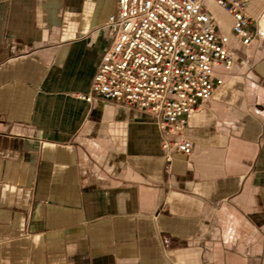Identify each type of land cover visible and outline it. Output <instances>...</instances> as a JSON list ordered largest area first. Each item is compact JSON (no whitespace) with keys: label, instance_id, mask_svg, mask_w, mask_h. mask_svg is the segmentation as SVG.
<instances>
[{"label":"crops","instance_id":"obj_1","mask_svg":"<svg viewBox=\"0 0 264 264\" xmlns=\"http://www.w3.org/2000/svg\"><path fill=\"white\" fill-rule=\"evenodd\" d=\"M116 12L0 0V264H264V40L231 36L234 68L183 132L193 154L168 161L146 112L78 98Z\"/></svg>","mask_w":264,"mask_h":264},{"label":"built area","instance_id":"obj_2","mask_svg":"<svg viewBox=\"0 0 264 264\" xmlns=\"http://www.w3.org/2000/svg\"><path fill=\"white\" fill-rule=\"evenodd\" d=\"M208 3L232 18L230 35L221 30ZM105 28L113 43L90 92L78 98L146 112L163 134L168 161L175 152L193 154L194 145L183 132L232 72L231 36L249 46L261 35L258 19L249 15L243 0H117V12Z\"/></svg>","mask_w":264,"mask_h":264},{"label":"rangeland","instance_id":"obj_3","mask_svg":"<svg viewBox=\"0 0 264 264\" xmlns=\"http://www.w3.org/2000/svg\"><path fill=\"white\" fill-rule=\"evenodd\" d=\"M261 0H252L251 3H249L250 6H252V8L250 7V10L249 11L251 14H255L256 12V8L255 6L253 5V2H258L260 3ZM246 2H249V1H246ZM208 6L209 8L214 12L219 24H220V28L221 30L225 33V34H228L230 35L231 34V29H232V24H233V21H232V18L226 14L223 10H221L220 8H218L216 5H214L213 3H208ZM248 8V7H247ZM264 10V1L262 2V7H261V11ZM260 11V12H261ZM260 14V15H259ZM262 16V17H261ZM264 17V12L262 13H258V21L260 22L261 18ZM255 19V18H254ZM255 22V21H254ZM261 27V26H260ZM255 29V23L253 26L250 27V30H254ZM262 29V27H261ZM263 31V29H262ZM261 31V35L258 39H263L264 40V31L262 32Z\"/></svg>","mask_w":264,"mask_h":264},{"label":"bare ground","instance_id":"obj_4","mask_svg":"<svg viewBox=\"0 0 264 264\" xmlns=\"http://www.w3.org/2000/svg\"><path fill=\"white\" fill-rule=\"evenodd\" d=\"M261 17H262V16H261ZM258 23H259V27L261 26L262 29H263V31H264V17L261 18L260 22L258 21ZM261 27H260V29H261ZM262 29H261V31H262ZM263 31H262V32H263Z\"/></svg>","mask_w":264,"mask_h":264}]
</instances>
